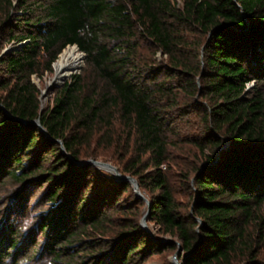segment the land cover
<instances>
[{
    "label": "trees",
    "instance_id": "obj_1",
    "mask_svg": "<svg viewBox=\"0 0 264 264\" xmlns=\"http://www.w3.org/2000/svg\"><path fill=\"white\" fill-rule=\"evenodd\" d=\"M69 45L85 68L42 110L33 75ZM100 147L153 194L157 234L131 183L80 164ZM180 247L182 264H264V0H0V264Z\"/></svg>",
    "mask_w": 264,
    "mask_h": 264
},
{
    "label": "rangeland",
    "instance_id": "obj_2",
    "mask_svg": "<svg viewBox=\"0 0 264 264\" xmlns=\"http://www.w3.org/2000/svg\"><path fill=\"white\" fill-rule=\"evenodd\" d=\"M16 1V0H15ZM13 46H15V44H10V45H8L6 48H5V50H7V49H12V47ZM68 47V46H67ZM80 53H82V52H80ZM61 54V53H60ZM60 54H59V56H60ZM83 54V53H82ZM59 56H58V58H59ZM158 58L159 59H162V55L160 54V52L158 53ZM85 65H86V63H85V58L83 59V63H82V65L79 67V69H78V71L76 72V73H78V72H80L81 70H83L84 68H85ZM55 76V70H53V72L52 73H46L43 77H38L37 75H33V81L37 84V86L41 89V90H43V89H45L47 86H48V84H49V82H51V80L53 79V77ZM71 76V75H70ZM69 76V77H70ZM69 77H67L66 79H65V81L69 78ZM253 83H250L249 84V87L252 85ZM60 86V85H59ZM58 87V86H57ZM53 94H54V90L52 91V92H50V94H49V96H48V98H47V100L45 101V106H47V104L49 103V101H50V103H52V101H53ZM189 117H190V119H192L194 122V124L196 125V123H198V116L196 115V113H194V112H192L190 115H189ZM187 119L186 118H184V119H182V120H180V122L181 121H183V122H185ZM193 127H195V126H193ZM193 131H195L194 129H193ZM189 133V132H191V130H189V129H187V130H185L183 133ZM97 151L101 154H104V155H102V156H100V157H98V159H100V160H103V162L104 161H106L107 163H111L112 165H114L115 167H117L118 168V171L122 174V172H121V169H122V163H121V151H117V150H115V149H108V148H105V149H103V148H98L97 149ZM182 157H184V162L186 163L187 161H189L190 160V157H188L187 155L185 156H182ZM88 160L89 159H91V157H86ZM85 158V159H86ZM104 158H106V159H104ZM108 159V160H107ZM179 168H178V166L177 165H175L174 166V168H173V172H174V174L175 175H173L174 176V178H173V182H174V184H175V186H176V189L177 190H181V188H180V186H182V179H181V177H179V171L180 170H178ZM104 170V169H103ZM106 171V170H105ZM108 172V171H107ZM113 175V174H112ZM126 175H129V174H126ZM129 176H131V175H129ZM141 189V188H140ZM141 191L143 192V194H144V196L148 199V200H150L151 199V197L153 196V194L152 193H150V192H147V191H145L144 189H141ZM131 193H133V195H136V193H135V190H134V188H133V192H128V194H126V196H127V198H130V200H132V197H131ZM177 195H178V198L179 199H181V200H186V196H185V194H184V192H178L177 193ZM147 208H149V207H147V203H146V205H145V207H143V211H145V214L147 213ZM29 211H30V209H29ZM145 214H144V216H145ZM147 217H148V215H147ZM147 217H146V225H147V227H148V229L150 230L149 232L150 233H152V234H157L156 233V226H155V224L154 223H150V222H147ZM29 218H30V215H29ZM29 218H27V221L29 220ZM143 218V217H142ZM141 223H142V219H141ZM158 236H160V235H158ZM161 237L162 238H167L168 236H164V235H161ZM176 254V251H172V250H166V251H164V252H162V253H158V254H153V256H151L150 257V259L148 260V263L147 264H175L174 262H173V256Z\"/></svg>",
    "mask_w": 264,
    "mask_h": 264
},
{
    "label": "water",
    "instance_id": "obj_3",
    "mask_svg": "<svg viewBox=\"0 0 264 264\" xmlns=\"http://www.w3.org/2000/svg\"><path fill=\"white\" fill-rule=\"evenodd\" d=\"M72 46H75L79 50V48H78L77 45H72ZM9 50L10 49L4 50L3 53L8 52ZM83 55H84V58H85V53H83ZM56 62H57V60L53 63V69L54 70H55V64H56ZM78 69H75L69 75L63 76L62 79H60L59 82H57V80H54L53 79L51 82H49L50 84H48V86L45 89L41 90L40 100H41L42 110H44V108H45V101L47 100L50 92H52L57 86H59L62 83H64L65 79L67 77H69L70 75H72L73 73H76L78 71ZM33 123H35L43 132H45L47 134V131L43 127L40 119L34 120ZM60 143L62 144L61 141H60ZM230 144H231L230 140H228V139H225L224 140L223 144L218 148L217 152L215 153V161L213 163H210V165L211 164L213 165V164L217 163L221 159L222 153L224 151H226L230 147ZM62 150L65 151V148L63 146H62ZM80 164H92V165H95L98 168L104 169V170L108 171L109 173L113 174V176L117 180H119V181H126V182L131 183L133 185L134 190H135L136 197L137 198L144 199L146 201V203L149 205V208H148L147 213L142 218V227L144 229H147L148 231H150L148 229L147 225H146V217H147V215L149 214V211H150V201L144 196V194L141 191L140 185H139V183H138V181H137L136 178H134L132 176H129V175L121 174L118 171V168L115 167L114 165H112L111 163H107V162H103V161H98V160H94V159H89V160H85V161L80 162ZM206 165H209V163L204 164L203 167L206 166ZM179 246H180V243H179ZM180 250H181V247L179 248L178 252L173 256V262L175 264H182L178 260V254H179Z\"/></svg>",
    "mask_w": 264,
    "mask_h": 264
},
{
    "label": "bare ground",
    "instance_id": "obj_4",
    "mask_svg": "<svg viewBox=\"0 0 264 264\" xmlns=\"http://www.w3.org/2000/svg\"><path fill=\"white\" fill-rule=\"evenodd\" d=\"M80 52V50L72 45H69L62 51L55 64L54 80L59 82L63 76L69 75L72 71L78 69L82 65L84 55Z\"/></svg>",
    "mask_w": 264,
    "mask_h": 264
}]
</instances>
